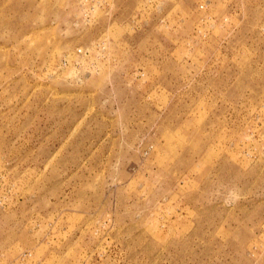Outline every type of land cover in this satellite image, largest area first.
Wrapping results in <instances>:
<instances>
[{
  "label": "rangeland",
  "instance_id": "374dc122",
  "mask_svg": "<svg viewBox=\"0 0 264 264\" xmlns=\"http://www.w3.org/2000/svg\"><path fill=\"white\" fill-rule=\"evenodd\" d=\"M0 264H264V0H0Z\"/></svg>",
  "mask_w": 264,
  "mask_h": 264
}]
</instances>
